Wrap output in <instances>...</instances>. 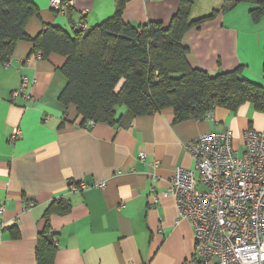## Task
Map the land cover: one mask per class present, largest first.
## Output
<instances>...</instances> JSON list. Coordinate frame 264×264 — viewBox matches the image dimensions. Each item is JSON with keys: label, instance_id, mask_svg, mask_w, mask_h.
Returning <instances> with one entry per match:
<instances>
[{"label": "crops", "instance_id": "crops-1", "mask_svg": "<svg viewBox=\"0 0 264 264\" xmlns=\"http://www.w3.org/2000/svg\"><path fill=\"white\" fill-rule=\"evenodd\" d=\"M28 1L40 15L26 27L31 37L47 25L93 27L115 11V0H75L70 23L49 0ZM188 1L190 21L207 18L183 37L188 64L209 75L240 69L242 78L264 89V15H252L258 3ZM179 7V0H129L122 19L132 27L168 25ZM31 49L19 42L0 66V264H37L44 215L58 203L67 212L49 217L54 264H199L193 229L187 220L177 222L173 197L165 194L176 168L194 166L183 144L229 130L241 157L244 134L264 133V113L243 104L180 123L168 109L122 118L120 125L89 124L59 101L64 58L41 59ZM125 111L119 108L117 117ZM15 130L20 137L12 141Z\"/></svg>", "mask_w": 264, "mask_h": 264}, {"label": "trees", "instance_id": "trees-1", "mask_svg": "<svg viewBox=\"0 0 264 264\" xmlns=\"http://www.w3.org/2000/svg\"><path fill=\"white\" fill-rule=\"evenodd\" d=\"M128 1L115 0L114 14L96 26L65 30L47 25L31 37L26 27L40 16L36 6L28 0H0V66L9 63L22 41L29 42L31 54L39 53L41 59L62 56L60 71L66 85L59 101L72 105L83 122L114 126L122 124V118L131 121L170 109L174 122L180 123L202 120L217 108L234 111L243 104L264 113V89L242 78L240 69L209 75L188 64L183 37L207 19L190 21L188 0H179L180 7L168 25L148 22L139 27L122 19ZM240 1L258 3L254 19L264 15V3ZM69 12L64 17L71 23ZM121 107L126 111L118 118ZM66 212L60 203L46 211L36 240L37 264H54L57 245L49 217Z\"/></svg>", "mask_w": 264, "mask_h": 264}, {"label": "built area", "instance_id": "built-area-1", "mask_svg": "<svg viewBox=\"0 0 264 264\" xmlns=\"http://www.w3.org/2000/svg\"><path fill=\"white\" fill-rule=\"evenodd\" d=\"M74 4L75 0H49L48 5L66 16ZM75 29L87 28L78 23ZM35 56L41 58L39 53ZM19 137L18 130L11 135L12 141ZM183 148L194 166L176 168L165 194L173 197L177 222L187 220L193 229L197 262L264 264V133L244 134L241 157L233 149L229 130L199 136ZM144 158L141 154L140 160ZM33 205L29 201L26 207Z\"/></svg>", "mask_w": 264, "mask_h": 264}, {"label": "water", "instance_id": "water-1", "mask_svg": "<svg viewBox=\"0 0 264 264\" xmlns=\"http://www.w3.org/2000/svg\"><path fill=\"white\" fill-rule=\"evenodd\" d=\"M262 2H264V0H261Z\"/></svg>", "mask_w": 264, "mask_h": 264}]
</instances>
